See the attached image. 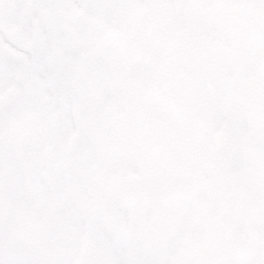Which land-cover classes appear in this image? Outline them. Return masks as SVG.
<instances>
[{
	"label": "snow or ice",
	"instance_id": "6c2138e0",
	"mask_svg": "<svg viewBox=\"0 0 264 264\" xmlns=\"http://www.w3.org/2000/svg\"><path fill=\"white\" fill-rule=\"evenodd\" d=\"M0 264H264V0H0Z\"/></svg>",
	"mask_w": 264,
	"mask_h": 264
}]
</instances>
